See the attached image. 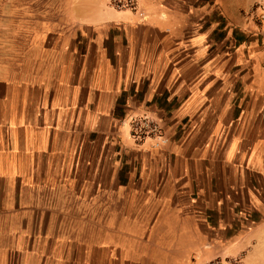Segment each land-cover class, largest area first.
<instances>
[{
    "label": "crops",
    "instance_id": "obj_1",
    "mask_svg": "<svg viewBox=\"0 0 264 264\" xmlns=\"http://www.w3.org/2000/svg\"><path fill=\"white\" fill-rule=\"evenodd\" d=\"M136 3L4 5L0 264H264V53ZM141 109L166 146H134Z\"/></svg>",
    "mask_w": 264,
    "mask_h": 264
},
{
    "label": "rangeland",
    "instance_id": "obj_2",
    "mask_svg": "<svg viewBox=\"0 0 264 264\" xmlns=\"http://www.w3.org/2000/svg\"><path fill=\"white\" fill-rule=\"evenodd\" d=\"M184 1L187 15L191 19L196 20L203 16L202 21L207 24L211 18L213 22L218 23L221 32H228L229 35L230 31L235 29L237 34L251 42V44L258 41L260 51L264 53V0H210L209 4L206 0ZM235 1L239 4L238 7L234 6ZM9 3L18 5V0H15V2L0 0V37L4 35L6 30V28H3L2 20L8 12L3 11L6 10L4 5L6 6ZM17 18L18 12H12L11 19ZM2 46L0 44V47ZM126 115L127 117L124 119L127 120L125 126H127L129 137L135 147H139L148 141L151 142L153 149H160L170 142L167 135V125L162 120L154 117L152 113L141 109L140 111H128ZM218 246L219 253L223 248H226L221 244ZM244 256L245 253L240 252L230 258H217L210 264H242Z\"/></svg>",
    "mask_w": 264,
    "mask_h": 264
},
{
    "label": "built area",
    "instance_id": "obj_3",
    "mask_svg": "<svg viewBox=\"0 0 264 264\" xmlns=\"http://www.w3.org/2000/svg\"><path fill=\"white\" fill-rule=\"evenodd\" d=\"M111 6L117 10H127L137 12L136 0H111Z\"/></svg>",
    "mask_w": 264,
    "mask_h": 264
}]
</instances>
